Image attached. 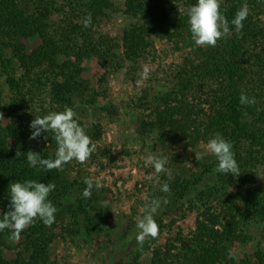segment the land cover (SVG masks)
Wrapping results in <instances>:
<instances>
[{
    "label": "rangeland",
    "instance_id": "obj_1",
    "mask_svg": "<svg viewBox=\"0 0 264 264\" xmlns=\"http://www.w3.org/2000/svg\"><path fill=\"white\" fill-rule=\"evenodd\" d=\"M170 1L178 6L179 11H187L189 3L184 0ZM109 2L111 9L104 17L97 18L93 29L115 41L116 54L119 59H123L124 30L129 25L146 22L142 18L133 19L127 16L124 0ZM190 3L193 5L196 0ZM234 3L235 0H221V5L226 7L234 6ZM249 10L253 21L264 22V15L259 14L262 10L258 11L256 7ZM59 17L55 15L53 20L56 22ZM187 26L188 31L181 37H177L175 33L176 38L173 40L166 35L163 39L151 37L150 48L143 58L139 59L138 64L125 62L121 69L111 71L100 67L96 58L83 60L80 66L83 93L77 90L68 103L51 101L48 90L45 89V81L36 84L34 96L29 97L35 114L43 116L50 112L63 111L66 107L73 108L77 113L78 122L96 145V150L86 163L81 164L73 160L65 164L62 170L64 175L70 181L80 183L83 189L86 187L83 182L86 177L93 178L94 182L100 185L92 190L96 198L93 214L95 229L87 235L83 221L79 222L78 227L71 226L69 220L64 224L59 223L54 230L55 238L50 244L48 259L44 264H150L153 250H160L162 253L170 251L169 255L177 254L176 250L167 248L166 245L170 243L169 246L178 248L175 243L178 238L189 239L195 232L197 216L203 210L199 202L200 193L213 190L214 196L209 199L207 207H213L221 213V210L229 212L226 207L229 197L231 199L237 196L242 190L264 188L262 162L248 165L249 167L238 164L241 174L235 177L234 182L228 179L227 185L219 180L217 165L211 168V173L202 174L204 169L209 167L208 163L216 158L206 155L203 160L197 161L195 153L203 151V146L216 133V126H211V117L222 104L223 98L220 96L226 82L222 76L221 79H186L184 74L190 71L193 64H206L209 54H212V61L220 58L222 51L231 45L234 32L230 30V34L219 40L215 47H199L192 40L189 25ZM12 28L22 34L19 40L22 53L29 55L40 45L36 34L23 28L18 19L14 20ZM6 55L12 58L11 51ZM252 63L245 64V67H252L249 70L252 72L243 77L242 87L247 91V96L255 97L257 107L263 109L264 95L256 90L259 86L258 75L262 70ZM14 65L15 75L19 77L23 72L16 60ZM145 67L149 69V74L146 79H142L140 74ZM40 74L38 72L37 77ZM5 80L4 69L0 64V98L3 104L8 105L11 94ZM164 97H170L171 106L177 111L175 118L179 120L180 114L182 115L176 126L188 128L191 132L198 131L199 128L197 137L191 135L187 140L176 142L171 139L165 142L163 136L171 138L168 133L150 128L156 124L159 113L165 109L161 101ZM8 122L7 119L3 120V125ZM169 128H166L167 131ZM262 128L264 130V124ZM29 130L27 129V133H30ZM204 131L207 132L203 137ZM177 135L179 137V133ZM53 137L52 132L45 131L37 140L39 149H47L48 153L55 156L57 143ZM250 147L247 141L236 146L242 157ZM255 149L258 148L255 147L254 151ZM149 154L168 157L166 167L170 175L160 174V184L146 179L154 172L151 166L144 164V158ZM198 175L201 178L199 183L190 187L183 200L175 199L171 192L161 191L160 186L167 180L170 182L178 177L193 180ZM215 189L218 190L214 191ZM74 198L75 195L68 192L62 197V203L72 205ZM165 198L168 200L167 204L163 203ZM151 199L161 201L160 208L154 214V219L159 225V236L157 239L146 240L141 247L135 239L136 220L142 214L143 206ZM104 200L110 202L109 208H103ZM242 207L243 204L239 203L237 208ZM221 216V222H224V218H229L224 213ZM66 228L70 231L66 232ZM240 233L241 238L229 247L234 256L233 264L255 263L257 257L264 255V219L258 216L248 226H242ZM22 242V237L19 241H13L10 237L6 240L3 256L7 263L14 262ZM143 250H146L145 253L136 259Z\"/></svg>",
    "mask_w": 264,
    "mask_h": 264
},
{
    "label": "trees",
    "instance_id": "obj_2",
    "mask_svg": "<svg viewBox=\"0 0 264 264\" xmlns=\"http://www.w3.org/2000/svg\"><path fill=\"white\" fill-rule=\"evenodd\" d=\"M184 1L189 3V7L193 0ZM245 3L248 8L256 7L258 11L262 10L259 14L264 15V0H235L234 6L221 5V11L229 21L230 30L234 32L231 45L226 46L227 49L224 47L225 51H222V56L216 61H212V54H209L208 63L193 64L190 71L184 74L186 79H221L222 76L225 80L226 85L220 96L223 98L222 104L216 112L214 111V115L212 114L211 126H216L215 132L231 142L235 159L243 167L260 162L264 165V108L257 107V104L243 105L240 102L241 92L247 95V91L242 87L243 77L252 72L249 71L252 67H245L247 62H253L254 66L262 70L258 75L259 86L256 90L264 95V22H255L248 15L243 21L242 30L236 31L231 21ZM124 6L127 16L133 19L142 18L146 24H132L124 30V58L119 59L116 54L117 43L93 29L97 18L104 17L111 9L109 0H0V64L11 94L8 105L3 104L0 98V112L4 114V120H9L6 125L0 121V216L9 210V185L14 181L35 180L45 184L53 183L55 189L48 199L58 209L55 222L50 227L45 226L42 221H37L21 232L23 242L12 264H44L48 259L50 244L55 238L54 230L59 223L64 224L69 220L71 226L78 227L79 222L83 221L87 235L95 229V196L92 194L88 199L82 198L83 187L76 181H70L64 171H46L40 165L30 167L26 155L23 154L31 150L40 154L41 158H55L47 149H39L37 138L41 135L34 140L30 139L33 131L30 123L37 115L31 108L29 97L34 96L36 84L45 81V89L48 90L51 101L68 103L77 90L83 93L80 67L83 60L96 58L100 67L115 71L121 69L125 62L138 64L139 59L143 58L150 48L151 37L163 39L166 35L173 40L176 38L175 33L177 37H181L188 31L186 12L179 11L178 6L170 0H124ZM89 14L91 25L84 27L83 20ZM55 15L60 16L56 22L53 20ZM15 19L19 20L23 28L33 31L40 42L29 55L19 49L22 34L12 28ZM9 51L12 58L6 55ZM14 60L23 72L19 77H16L14 72ZM38 72L41 74L37 77ZM161 101L165 109L159 113L156 124L150 128L168 133L171 138L163 136L165 142L171 139L178 142L189 139L191 135L198 136L199 128L198 131L191 132L188 128L176 126L182 115L180 114L179 120L175 118L177 111L171 106L170 97H164ZM185 124L187 125V122ZM167 127H170L168 131ZM27 129H30V133H27ZM206 132L202 133L203 137ZM246 141L251 147L242 157L236 146ZM255 147L258 149L254 151ZM17 151L22 155L16 157ZM208 164L209 167L202 172L204 175L211 173V168L218 165V162L215 160ZM218 177L225 185L228 179L235 181L231 174L219 172ZM241 178L244 180L243 176ZM200 179L198 175L193 180L178 177L165 182L169 184L172 196L183 200L190 187L197 185ZM212 191L207 190L199 194L203 210L197 216L196 230L190 238H178L175 242L178 248L169 246L170 243L166 245L167 248L176 250L177 254L169 255L170 251L162 253L160 250H153L150 264H233L234 256L229 247L241 238V227L248 226L258 216L264 219V188L242 190L237 196L231 199L229 197L226 204L228 213L224 210L220 213L213 207H207L209 199L214 196ZM68 192L75 195L72 205L62 203V197ZM239 203L244 207L237 208ZM222 213L229 216L223 217L224 222H221ZM65 231L70 230L66 228ZM10 235L11 231L7 229L0 232V264H9L3 252ZM146 250L141 251L136 259ZM243 264H264V255L257 257L255 263Z\"/></svg>",
    "mask_w": 264,
    "mask_h": 264
},
{
    "label": "clouds",
    "instance_id": "obj_3",
    "mask_svg": "<svg viewBox=\"0 0 264 264\" xmlns=\"http://www.w3.org/2000/svg\"><path fill=\"white\" fill-rule=\"evenodd\" d=\"M249 8L245 3L235 14L231 25L236 31H241L243 21L249 15ZM186 15L191 38L196 46L215 47L219 40L226 38L230 34L229 21L221 11V0H196V3L189 6ZM84 27L91 25V14L83 20ZM149 69L144 68L140 74L142 79H146ZM240 102L243 105H255V97H249L241 92ZM4 120V114L0 112V121ZM33 129L30 139H36L42 132H52L57 143L55 158H41L40 154L31 150L23 153L26 155L27 163L30 167L42 166L46 171L63 170V166L73 160L78 163H86L91 154L96 150V145L91 137L86 134L85 128L78 122L77 113L71 107H66L60 112H50L46 115L35 116L30 123ZM46 139V137H45ZM233 145L227 141L220 133H215L203 146V151L195 153L197 161L203 160L206 155L216 158L218 165L217 172L231 174L238 177L241 172L238 162L235 159ZM22 155L19 151L16 157ZM145 166L154 169L146 179L160 184V174L170 175L168 157L149 154L144 158ZM86 187L82 192V198L91 197L94 187L99 188V183L93 178L84 179ZM161 191L168 193L171 191L168 183H163ZM55 189L53 183H41L35 180L23 182H11L9 185L10 203L9 210L0 216V232L10 230V239L19 241L20 234L37 221H42L45 226L50 227L55 222V213L58 209L48 199L49 194ZM109 201H103V208H109ZM168 203L167 198L163 200ZM159 199H151L142 208V214L136 220L137 233L136 242L141 247L148 239H157L159 236V225L154 219V214L160 208ZM131 239V237H129Z\"/></svg>",
    "mask_w": 264,
    "mask_h": 264
}]
</instances>
